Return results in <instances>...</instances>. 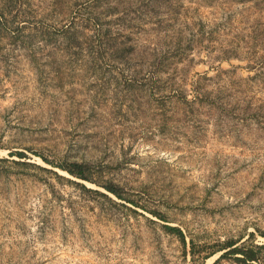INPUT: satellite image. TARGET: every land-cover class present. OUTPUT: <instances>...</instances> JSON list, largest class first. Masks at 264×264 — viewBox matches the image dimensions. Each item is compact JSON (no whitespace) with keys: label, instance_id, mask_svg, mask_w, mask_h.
Segmentation results:
<instances>
[{"label":"rangeland","instance_id":"obj_1","mask_svg":"<svg viewBox=\"0 0 264 264\" xmlns=\"http://www.w3.org/2000/svg\"><path fill=\"white\" fill-rule=\"evenodd\" d=\"M263 234L264 0H0V264H264Z\"/></svg>","mask_w":264,"mask_h":264},{"label":"trees","instance_id":"obj_2","mask_svg":"<svg viewBox=\"0 0 264 264\" xmlns=\"http://www.w3.org/2000/svg\"><path fill=\"white\" fill-rule=\"evenodd\" d=\"M18 156L20 157H24L25 154L23 152H17L16 153ZM45 161H47L45 159ZM48 162V161H47ZM63 170H66L68 173L78 177V178H81V179H88L87 176L85 175V172H84V167L83 165L81 164H78V163H75L73 164L72 168H69V167H66V166H63V165H59L57 166ZM105 188L113 193L115 196H117L119 199L121 200H124L126 201V198H124V196L119 192L118 188L116 187H112V186H105ZM131 203L133 204H136V205H140L138 204L137 202H134L132 201ZM137 207H141V206H137ZM169 229L175 233H177L181 239L185 242V235H184V232L178 228V227H169ZM264 236V234H263ZM237 242H230V243H227L226 246L224 248H221L220 250L222 249H228V254H234V255H239V257L237 256V259L242 261V262H247V261H257L258 260V257L256 256L255 254V250L254 248H248L247 246L245 245H240V246H236ZM220 250H217V251H220ZM225 256V255H223ZM208 258L205 257V259Z\"/></svg>","mask_w":264,"mask_h":264}]
</instances>
